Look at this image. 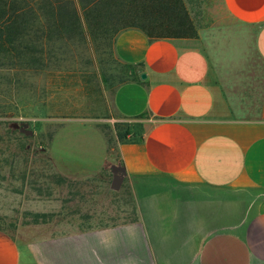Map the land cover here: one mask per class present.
I'll return each instance as SVG.
<instances>
[{
  "label": "crops",
  "instance_id": "obj_1",
  "mask_svg": "<svg viewBox=\"0 0 264 264\" xmlns=\"http://www.w3.org/2000/svg\"><path fill=\"white\" fill-rule=\"evenodd\" d=\"M219 5L195 37H115L136 70L114 105L132 132L117 151L138 219L24 241L0 229V264H264V0ZM97 132L95 166L57 144L64 173L108 164Z\"/></svg>",
  "mask_w": 264,
  "mask_h": 264
},
{
  "label": "rangeland",
  "instance_id": "obj_2",
  "mask_svg": "<svg viewBox=\"0 0 264 264\" xmlns=\"http://www.w3.org/2000/svg\"><path fill=\"white\" fill-rule=\"evenodd\" d=\"M183 1L196 36L221 18L219 0ZM80 14L71 20L74 27L52 28L48 36L42 28L47 20H35L34 37L45 40L35 53L0 51V228L20 241L133 215V186L117 151L130 135L129 122L114 105L133 66L115 55L112 33L95 35ZM37 27L43 31L36 34ZM96 128L107 141L108 164L64 173L57 144L73 143L74 166L77 159L95 166L102 145Z\"/></svg>",
  "mask_w": 264,
  "mask_h": 264
},
{
  "label": "trees",
  "instance_id": "obj_3",
  "mask_svg": "<svg viewBox=\"0 0 264 264\" xmlns=\"http://www.w3.org/2000/svg\"><path fill=\"white\" fill-rule=\"evenodd\" d=\"M80 13L92 33H112V45L117 33L128 27L139 28L152 38L196 36L183 0H0V51L6 49L12 54L21 47L18 52L23 55L35 53L39 45H45L43 37H34L35 20H47L42 28L46 31L44 35L48 36L52 28L74 27L76 24L71 20L76 16L81 18ZM60 16H68L69 23L64 24ZM38 27L36 34L43 31ZM132 69V74L121 83L135 75L136 70ZM126 133L132 132L128 130ZM138 217L135 202L133 215L125 221Z\"/></svg>",
  "mask_w": 264,
  "mask_h": 264
},
{
  "label": "water",
  "instance_id": "obj_4",
  "mask_svg": "<svg viewBox=\"0 0 264 264\" xmlns=\"http://www.w3.org/2000/svg\"><path fill=\"white\" fill-rule=\"evenodd\" d=\"M145 77H146V74H145V73H143V74H142V78H145Z\"/></svg>",
  "mask_w": 264,
  "mask_h": 264
}]
</instances>
